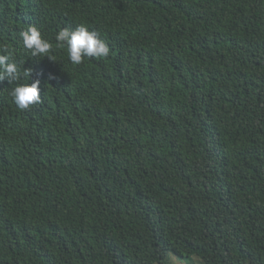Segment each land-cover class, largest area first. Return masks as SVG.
<instances>
[{
  "label": "trees",
  "instance_id": "trees-1",
  "mask_svg": "<svg viewBox=\"0 0 264 264\" xmlns=\"http://www.w3.org/2000/svg\"><path fill=\"white\" fill-rule=\"evenodd\" d=\"M81 24L107 57L23 45ZM3 48L0 264H264V0H0Z\"/></svg>",
  "mask_w": 264,
  "mask_h": 264
},
{
  "label": "clouds",
  "instance_id": "clouds-1",
  "mask_svg": "<svg viewBox=\"0 0 264 264\" xmlns=\"http://www.w3.org/2000/svg\"><path fill=\"white\" fill-rule=\"evenodd\" d=\"M21 37L24 47L31 50L32 56L47 57L52 61H55V58L50 55L53 48H65L66 46L68 57L73 65L81 64L85 57L104 58L110 53L108 44L99 37L98 33L94 30L90 31L83 24L74 30L67 27L60 29L55 36V45L43 38L36 26H30L21 32ZM2 52L4 54H0V82L5 79L9 83L19 81L21 75L30 78L31 70L25 69L21 73L18 65L12 61L13 51L11 49L3 48ZM10 94L17 107L26 110L41 100L40 81L37 79L31 83L17 84Z\"/></svg>",
  "mask_w": 264,
  "mask_h": 264
},
{
  "label": "rangeland",
  "instance_id": "rangeland-1",
  "mask_svg": "<svg viewBox=\"0 0 264 264\" xmlns=\"http://www.w3.org/2000/svg\"><path fill=\"white\" fill-rule=\"evenodd\" d=\"M168 264H204V262L197 255H194L191 258H182L175 253L170 252L168 256Z\"/></svg>",
  "mask_w": 264,
  "mask_h": 264
}]
</instances>
